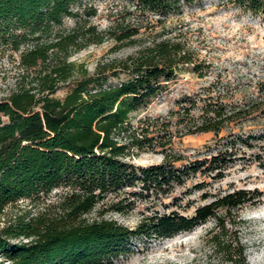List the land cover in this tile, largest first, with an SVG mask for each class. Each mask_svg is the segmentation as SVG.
<instances>
[{"label": "trees", "instance_id": "1", "mask_svg": "<svg viewBox=\"0 0 264 264\" xmlns=\"http://www.w3.org/2000/svg\"><path fill=\"white\" fill-rule=\"evenodd\" d=\"M127 1L136 11L165 18L195 0ZM230 1L264 16V0ZM80 2L0 0V58L16 53L19 65L12 87L0 97V264H110L131 251L134 238H170L210 218L214 222L203 239L208 253L225 264H247L240 210L263 192L213 187L248 154L263 160L251 150L264 142V132L242 125L256 103L226 101L228 91L217 82L205 95H183L170 111L182 124L178 133L211 132L212 144L192 157L165 150L159 163H133L127 159L132 149L164 147L172 134L139 132L130 114L163 91L180 65L203 73L180 42L161 39L118 63L125 80L104 86L107 76H85L56 97L69 79L73 52L101 43L107 32L121 41L138 31L97 30L90 22L96 9L75 8ZM66 18L73 20L71 28L64 27ZM59 188L53 210L5 217L9 205L39 203ZM138 205L146 210L134 226L105 216L126 215Z\"/></svg>", "mask_w": 264, "mask_h": 264}, {"label": "rangeland", "instance_id": "2", "mask_svg": "<svg viewBox=\"0 0 264 264\" xmlns=\"http://www.w3.org/2000/svg\"><path fill=\"white\" fill-rule=\"evenodd\" d=\"M84 6L96 9L90 22L97 30L107 32L113 27L119 30L137 27L138 31L132 38L121 41L108 36L107 32L101 43H93L73 52L68 59L73 64L69 79L55 92L56 97H63L75 80L85 76H98L100 81L107 76L104 86L125 80L127 74L116 70L118 63L161 39L180 42L199 63L203 73V76H199L193 72L192 64L180 65L163 91L130 114L133 129L140 132L141 128H148V136L170 133L172 140L164 147L134 148L127 156L128 160L138 165L159 163L164 158L165 150L168 154L192 157L205 144H212L214 136L211 132L180 135L178 129L182 124L170 111L178 108L176 101L183 95L197 92L205 95V89L213 82H217L218 89L228 91L225 100L230 103H256L255 110L242 123L243 129L264 132V16L252 15L230 0H195L179 13H171L165 18L136 11L127 0H81L75 8ZM72 26L73 20L66 18L64 27ZM18 70L16 53L0 58V97L12 87ZM155 120H158L156 126L153 123ZM251 151L260 152L263 160L259 162L248 154L230 167L224 179L215 182L213 189L244 187L263 192L262 198L255 204L241 208L243 222L239 231L247 247V264H264V142ZM59 193L61 189H55L35 204L19 200L6 208L5 217L22 211L32 214L51 211ZM195 197L192 195L190 198ZM145 210L138 205L129 214L106 213L105 216L134 226ZM213 222L210 218L194 229L170 238H134L130 242L131 251L120 255L110 264H225L210 255L203 243Z\"/></svg>", "mask_w": 264, "mask_h": 264}]
</instances>
